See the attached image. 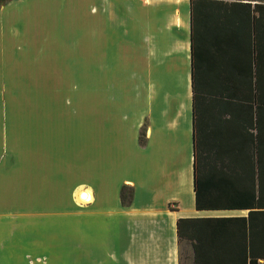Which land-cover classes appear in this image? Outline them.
<instances>
[{"label":"crops","instance_id":"0c3cea01","mask_svg":"<svg viewBox=\"0 0 264 264\" xmlns=\"http://www.w3.org/2000/svg\"><path fill=\"white\" fill-rule=\"evenodd\" d=\"M63 1L0 5V89L45 91L11 152L14 210L61 264H179L177 220L245 215L193 208L188 0Z\"/></svg>","mask_w":264,"mask_h":264},{"label":"trees","instance_id":"16d2710c","mask_svg":"<svg viewBox=\"0 0 264 264\" xmlns=\"http://www.w3.org/2000/svg\"><path fill=\"white\" fill-rule=\"evenodd\" d=\"M188 43L193 208L245 215L179 219L177 244L192 264L264 263V0H188Z\"/></svg>","mask_w":264,"mask_h":264},{"label":"rangeland","instance_id":"374dc122","mask_svg":"<svg viewBox=\"0 0 264 264\" xmlns=\"http://www.w3.org/2000/svg\"><path fill=\"white\" fill-rule=\"evenodd\" d=\"M63 3H67L68 8H75V0H66ZM23 79L5 77L3 85L9 87L10 82L14 81L22 85ZM44 92L42 89H0V259L19 260L21 264H61L58 244L49 242L44 247L42 243L29 242L28 214L15 211L14 204L17 203L10 198L11 191L7 193L12 187L11 169L14 156L11 152L26 151L28 119L30 115L39 117L43 114ZM52 92L61 93L58 94L57 105L60 104L61 95L74 93L66 90ZM64 103L67 105L68 102ZM32 229H35L34 225ZM185 245L184 242L179 245V264H187Z\"/></svg>","mask_w":264,"mask_h":264},{"label":"bare ground","instance_id":"6f19581e","mask_svg":"<svg viewBox=\"0 0 264 264\" xmlns=\"http://www.w3.org/2000/svg\"><path fill=\"white\" fill-rule=\"evenodd\" d=\"M188 69V68H187ZM76 197H77V203H79V204H82V205H85V204H87V203H89L90 202V197H89V195H88V193L87 194H84L83 195V199H82V197H81V193L80 194H78V196L76 195ZM228 213H233V212H228ZM234 213H236V212H234ZM245 213V212H244Z\"/></svg>","mask_w":264,"mask_h":264}]
</instances>
